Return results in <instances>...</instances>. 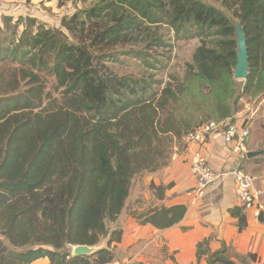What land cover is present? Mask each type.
Returning a JSON list of instances; mask_svg holds the SVG:
<instances>
[{
	"label": "trees",
	"instance_id": "trees-1",
	"mask_svg": "<svg viewBox=\"0 0 264 264\" xmlns=\"http://www.w3.org/2000/svg\"><path fill=\"white\" fill-rule=\"evenodd\" d=\"M217 1L233 15L201 0H101L85 19L79 13L63 19L76 43L34 17L10 28L17 35L19 22L25 26L17 42L0 40V264L45 257L50 264L114 261L111 247L122 241L120 227L111 231L108 247L93 254L74 256L70 247L99 245L109 235L107 221L121 215L134 178L168 166L174 147L191 131L213 120L236 121L243 82L252 98L264 94V0ZM5 19L11 26L12 17ZM92 21L103 28L88 43ZM236 21L248 45L245 81L234 76ZM161 24L178 38H202L181 83L157 88L98 69L92 48L99 42L117 45L147 35L150 48L163 44L149 27ZM212 35L216 40L208 39ZM48 76L62 88L61 102L47 98ZM150 187L164 197L165 187ZM186 212L179 204L132 214L140 224L164 230ZM230 212L243 230L244 208ZM204 255L209 264L256 259L251 253L237 263L227 247L210 252L209 240L198 244V259Z\"/></svg>",
	"mask_w": 264,
	"mask_h": 264
},
{
	"label": "crops",
	"instance_id": "crops-1",
	"mask_svg": "<svg viewBox=\"0 0 264 264\" xmlns=\"http://www.w3.org/2000/svg\"><path fill=\"white\" fill-rule=\"evenodd\" d=\"M263 106L264 94L249 101L236 114L238 121L245 114L252 116L247 154L250 151H264ZM262 107L263 119L256 121L254 111ZM184 142V145L174 147L168 166L154 172H144L134 178L126 205L116 221L121 222L120 228L123 229L122 241L118 247L126 250L127 255L130 253L133 262L141 259V255L147 256L146 259L150 255H156L157 258L150 263L209 264L207 255L200 260L197 256L198 244L209 240L210 252L227 247L232 254L231 259L237 263H240V256L247 257L252 253L256 255L252 264H264V221L259 219V213L264 211V152L252 158L247 155L242 158L220 132L213 135L204 147V152L217 173L243 167L247 173L256 177L255 193L258 199L254 206L247 208L237 195L236 181L231 175L207 189L203 195L195 194L197 182L190 171L189 160L191 152L199 147L187 142L186 138ZM152 183L165 187L163 198L156 196L150 187ZM179 204L187 208L183 220L164 230L142 225L132 214L133 211L146 212L156 207ZM130 206L132 208L128 209ZM234 207L244 208L247 226L243 230L239 229L238 218L230 212ZM161 254H166L169 259L157 260ZM50 263V259L45 257L31 264Z\"/></svg>",
	"mask_w": 264,
	"mask_h": 264
},
{
	"label": "rangeland",
	"instance_id": "rangeland-1",
	"mask_svg": "<svg viewBox=\"0 0 264 264\" xmlns=\"http://www.w3.org/2000/svg\"><path fill=\"white\" fill-rule=\"evenodd\" d=\"M100 1L101 0H0V40L5 42L14 40L17 42L25 26L21 24L22 21L19 22V25L16 27L18 28L17 35H15L10 28L18 23L17 21L19 18L25 19V17H34L47 27L62 29L69 35L70 41L76 43L77 39L63 27V19L65 17L70 19L76 13L80 14V18L85 19V11ZM201 1L218 7L229 16L233 15L231 11L226 10L222 6L220 1ZM5 17H12L13 21L10 24L11 26L7 24ZM89 25L90 27L87 34L88 43H90L92 37L103 28L102 22L99 21H92ZM149 27L153 33L157 31V34L161 36L163 44H155L150 48L147 47L149 42L147 35H144L141 41L119 43L117 45H112L107 40L101 41L92 48L94 51L93 57L98 69H100L103 74L112 73L118 77L129 76L133 79L144 81V83H151L157 88L165 86L168 82L181 83L185 76L187 65L193 62L194 53L201 44L202 38L196 36L178 38L175 31L166 24L152 27L150 25ZM208 39L214 41V39L216 40V36L212 35V37ZM11 66L13 65L11 64ZM243 87L244 82L239 86L241 93L240 109L245 108L246 104L254 99L251 93L243 91ZM46 93L48 94V99L58 98L60 102L62 101V88L58 86L53 76L47 77ZM48 101L49 100L46 101V104L49 103ZM263 107L262 109L254 111V118L257 117L256 121H261L263 119ZM174 143L175 140L173 143H170V147H173ZM184 143L183 140L181 145H184ZM171 149L172 148H170V150ZM173 153L172 151V155ZM131 208L130 206L128 209ZM119 223L121 224V222L107 221L109 235L105 238H101V242L96 246L97 251L108 247L111 231L122 226H120ZM118 244L112 245L111 249L114 252L115 259L108 264H165L150 263L152 259L157 258L156 255H150L147 259V256L141 255V259H136L133 262L130 253L127 255V251L120 249ZM70 250L72 251L73 247H70ZM166 257V254H161L157 260L160 259V261H163L164 258L169 259V257Z\"/></svg>",
	"mask_w": 264,
	"mask_h": 264
},
{
	"label": "built area",
	"instance_id": "built-area-1",
	"mask_svg": "<svg viewBox=\"0 0 264 264\" xmlns=\"http://www.w3.org/2000/svg\"><path fill=\"white\" fill-rule=\"evenodd\" d=\"M233 119L229 118L220 122L209 121L198 126L187 135V142L199 147L191 152L189 166L197 182V186L194 189L197 196L203 195L207 189L219 184L225 177L231 175L235 178L239 199L244 203L245 207L250 208L255 205L258 199V195L255 193L256 177L251 173H247L243 167H237L231 171L219 174L214 170L207 154L204 152V147L209 142V139L220 132L224 134L225 141L233 145L234 151L242 158L246 157L252 116L245 115L241 121H233Z\"/></svg>",
	"mask_w": 264,
	"mask_h": 264
},
{
	"label": "water",
	"instance_id": "water-1",
	"mask_svg": "<svg viewBox=\"0 0 264 264\" xmlns=\"http://www.w3.org/2000/svg\"><path fill=\"white\" fill-rule=\"evenodd\" d=\"M236 35H237V64L235 67V78L237 80H244L249 73V55L246 34L241 23L236 22ZM264 151H250L247 156L252 158L262 154ZM97 251L95 246L77 245L73 246L72 254L74 256L90 255Z\"/></svg>",
	"mask_w": 264,
	"mask_h": 264
}]
</instances>
